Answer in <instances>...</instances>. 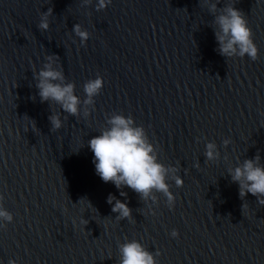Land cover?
<instances>
[{
    "label": "water",
    "instance_id": "water-1",
    "mask_svg": "<svg viewBox=\"0 0 264 264\" xmlns=\"http://www.w3.org/2000/svg\"><path fill=\"white\" fill-rule=\"evenodd\" d=\"M98 3L0 0V209L12 217H0V264H119L132 240L159 252L156 264H264V205L241 198L229 172L256 156L264 166V0ZM229 5L252 29L256 60L219 51L215 21ZM47 64L74 84L77 114L41 99ZM116 114L145 129L171 202L96 174L89 140ZM109 194L131 217L117 219Z\"/></svg>",
    "mask_w": 264,
    "mask_h": 264
},
{
    "label": "clouds",
    "instance_id": "clouds-1",
    "mask_svg": "<svg viewBox=\"0 0 264 264\" xmlns=\"http://www.w3.org/2000/svg\"><path fill=\"white\" fill-rule=\"evenodd\" d=\"M105 6V0H99L97 7ZM215 22L220 29L216 33V38L219 41V51L222 55L227 57L247 55L252 60L257 59L258 47L254 42L252 29L239 9L232 5L227 6L225 11L216 17ZM39 28H48L46 16L41 20ZM74 31L82 40L88 38L87 32L82 31L79 24L74 26ZM39 78L37 87L42 100H54L62 106L64 111L73 115L77 114L80 101L74 94L73 83L56 82L62 81L64 77L60 71L52 68L51 64H47L39 72ZM103 83V77L99 76L85 83L84 91L88 97L86 103L92 102V97L99 93ZM50 120L54 129L61 127V121L57 116H51ZM108 122L111 125L110 128L89 140L96 174L105 183L112 182L117 189L126 185L139 193L142 199H147L155 190L164 193L171 202L174 197L166 183L168 170L158 162L153 154V145L143 126L135 125L131 116L122 114L112 116ZM214 147L212 143L207 145L205 155L209 160L214 158ZM258 161L259 156L246 159L242 165L229 169V172L232 180L239 182L241 198L251 193L257 197L261 205H264V166H260ZM175 182L178 186L183 184L180 177H177ZM120 195H126V193L121 192ZM113 200H115L114 204ZM107 202L113 205L112 211L119 214L117 219L131 217V209L124 201L109 194ZM0 217L9 221L12 219L11 215L3 209H0ZM171 235L178 236V231L173 229ZM119 251L121 256L119 264H156L155 255H160L159 252L155 255L149 252L136 240L121 244ZM9 264H15V261L10 260Z\"/></svg>",
    "mask_w": 264,
    "mask_h": 264
}]
</instances>
